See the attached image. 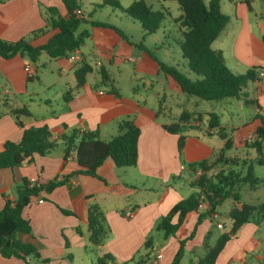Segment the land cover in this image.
Segmentation results:
<instances>
[{
  "label": "crops",
  "instance_id": "1",
  "mask_svg": "<svg viewBox=\"0 0 264 264\" xmlns=\"http://www.w3.org/2000/svg\"><path fill=\"white\" fill-rule=\"evenodd\" d=\"M85 1L94 4L96 8L102 6L101 3L98 4L101 0ZM48 7L55 8L61 16L66 15L61 0H0V39L17 41L27 37L32 31L43 28L45 18L49 17ZM96 8H93L92 12ZM243 9V6H240L238 14L237 9H234L232 28L229 26L230 17L227 15L229 21L221 34L231 36L229 61L225 62L232 72L244 73L251 67L263 70V76L249 83L244 90L247 99L255 100L259 105V108L255 107L256 114L250 123L254 130L247 133V138L254 135L260 125L256 115L264 113V43L261 40L264 25L260 24L258 34L254 33L252 24L248 22V12ZM249 10H252V6ZM80 12L88 21L81 24L78 31L87 30L88 35L75 52L78 57L76 61H70L68 57L49 59L45 53L39 56L36 64L20 55L0 60V78L4 85L0 97V151L5 141L18 142L23 128L31 126L46 125L51 138L55 141H58L65 127L68 130L96 131L101 140L107 141L116 135L119 121L133 118L140 129L136 165L116 167L110 159H106L97 169L98 176L103 179L100 180L76 174L75 159L72 156L65 158L63 149L59 146L47 155H35L30 164L24 162L13 168L0 169V209L5 201L16 199L18 188L24 179L44 185L56 177L68 176L64 184L55 187L51 192L41 191L38 196L30 199L22 211V217L28 220L31 233L18 234L19 240L36 246L40 258L49 259L54 264H97V256L103 254L114 256L113 264L126 263L131 258L141 257L142 254H144L142 264H150L156 254H161L156 264H169L172 257L170 261L162 263L164 259L162 252L155 254L146 252L150 248L154 249L159 242L153 240L159 233L155 224L176 202L196 190L193 188L190 192L185 188L194 176L185 165L215 159L224 142L215 134V130L207 132L208 113L196 109H180L175 116L170 107L167 108L166 103L170 94L176 95V89L179 88L175 81L170 84L171 78L163 73L161 81L169 85L172 93L170 89L163 87L162 94L157 90L154 95H149L140 93L138 88L131 85L130 93L123 94L114 75V70L117 71L114 69L117 62L132 64L133 70H128V73L133 80L141 79L144 89L153 87L151 83L153 77H160L158 64L144 51L135 47L140 42L126 35L120 28L105 21L93 20L89 15H84L81 9ZM91 20L106 23L111 27L91 25L89 23ZM113 27L118 28L123 35ZM54 33V30H47L32 40L33 45L45 43ZM142 44L150 50L148 46ZM215 49L220 50L223 55V47ZM153 55L155 56L154 53ZM103 58L107 59V68L103 64ZM82 60L92 66V72L95 74L92 79H88L89 73L85 84L77 87L73 71L76 64ZM25 65L31 67V76H28ZM39 65L51 71L56 69V78L51 83L41 78H38L37 83L32 82ZM101 68L117 88L119 96L109 91L108 83L101 82ZM63 76H66V81ZM4 100L7 102L6 106L2 105ZM237 101L243 103L241 100ZM21 106H26L30 115L19 116L20 127L9 109ZM183 111L194 115L181 123L183 126L181 135L184 136L185 143L183 151L179 153L178 135L167 132L163 125L175 121ZM198 113L202 114L201 119L196 118ZM246 138L239 142L232 139V146L225 152V158L236 157L240 163L246 162V165L255 161L254 150L251 154L247 151L243 153L240 149L242 146L246 147L244 143ZM227 168L223 165L220 169ZM173 177L182 180L177 182ZM39 199H43V202L38 203ZM225 201L220 207L225 205L222 213L227 216L232 201L224 204ZM89 204H97L103 210L110 229L105 243L96 249L92 248L86 239V209ZM209 208L210 206L204 203L199 211L205 212ZM129 211L132 212L131 217L125 215ZM218 215L215 210L212 218L215 219ZM196 219V213L187 214L175 235L163 239L164 243L171 244L173 255L178 240L190 234ZM207 220V218L202 220L196 227L194 235L185 243V249L191 253L187 264H195L196 259L203 256L205 252L203 242L207 232H210L208 244L212 245L220 232L229 229L230 220L228 225L225 221L218 222L223 224V228L216 226L220 230L218 233L208 229ZM263 221L264 219H256L243 224L236 235L225 244L215 264H253L247 260V254H251V257L257 256L261 242L256 238V233ZM146 241L148 243L145 248ZM197 246H202L201 255L196 252ZM27 262L41 264L33 259H27ZM0 264L26 263L17 258H4L0 255ZM179 264H183L182 259Z\"/></svg>",
  "mask_w": 264,
  "mask_h": 264
},
{
  "label": "trees",
  "instance_id": "2",
  "mask_svg": "<svg viewBox=\"0 0 264 264\" xmlns=\"http://www.w3.org/2000/svg\"><path fill=\"white\" fill-rule=\"evenodd\" d=\"M61 1L66 10L65 16H61L55 8L48 7L49 17L45 18L43 28L34 30L27 37L17 41L0 39V60L20 55L36 64L42 53H45L49 59H61L67 58L69 54L79 50L88 32L87 30L78 31V29L81 24L88 20L81 14L78 0ZM175 1H177L181 11L174 18V22L179 25L182 37L178 46L187 69L193 72L196 78L190 79L177 66L158 60L152 51L145 48L141 42L135 47L155 60L159 71L175 81L180 91L188 96L209 101L234 98L241 100L244 104H253L259 108L255 100L247 99L244 90L249 83L259 80L257 70H262V68L251 67L244 73H234L226 65L222 52L212 47V43L229 21V17L221 10L222 0ZM249 2L250 0H244L248 6ZM101 4L119 9L127 14L139 24L144 35L155 33L169 16L167 9L153 10L144 0H134L125 9L120 6L117 0H101ZM77 11L80 13L78 14ZM89 23L111 27L106 23L93 20ZM114 29L123 35L118 28ZM47 30H54L55 33L45 43L33 45L32 40ZM261 40L264 43V35ZM92 71V66L84 60L76 64L73 73L77 87L85 84L87 75ZM100 74L101 82L108 83L109 91L119 96L117 88L103 68L100 69ZM2 105H7L6 100L3 101ZM9 112L20 127L19 116L30 115L26 106L11 108ZM193 115L183 111L175 121L163 125L167 132L178 135L177 149L179 153H181L184 143V136L181 135L183 128L181 123L189 120ZM207 116V132L210 133V131L215 130V134L224 142L223 147L213 160H200L185 165V168L194 174L190 179L189 186L196 190L176 202L155 224V228L162 232L164 239H167L175 235L187 214H197L195 225L190 234L186 238L178 240L177 249L169 264L180 263L185 243L194 235L196 227L205 218L213 219L212 215L216 208L227 199L232 201V206L227 212V217L230 220L229 229L220 232L212 245L208 244L210 232H207L203 242L205 252L202 257L196 259L195 264H215L225 244L236 235L243 224L249 222L254 214L258 215L257 219H264V202L258 205L243 202L240 200L237 191L242 183L254 186L261 181L254 175L253 164L264 165L262 153L264 149V118L256 115L260 120V125L255 130L254 140L252 142L244 141L246 147L252 148L256 154L255 161L246 165V162L240 163L236 158H225V152L232 146V138L227 136L225 128L220 125L219 118L214 112L208 113ZM201 117L202 114H196L197 119H201ZM64 129L58 141H55L51 138V133L46 125L23 128L18 142L5 141L3 143L0 151V169L13 168L24 162L30 164L35 155H47L59 146L62 147L65 158L72 156L75 159L77 163L76 174H83L100 180L103 179L98 176L97 169L106 159H110L116 167H133L136 165L140 129L133 118L119 121L116 135L107 141L101 140L96 131L68 130L66 127ZM223 165L228 168L220 169ZM244 165L246 167L242 169ZM197 171L199 173H196ZM67 178L68 176L56 177L44 185L31 183L24 179L18 188L16 199L5 201L0 209V255L2 257L17 258L26 264H30L27 259L36 260L41 264H54L49 259L40 258L36 246L22 242L17 235L31 233L28 220L22 217V211L29 204L30 199L38 196L41 191L51 192L55 187L64 184ZM204 203H207L210 208L205 212H200L199 209ZM62 211L69 213L65 210ZM86 218V239L88 244L96 249L105 243L110 229L103 210L97 204L87 206ZM217 224L223 228L222 223ZM77 231L81 234L79 228ZM147 243L148 241L144 243L145 248ZM142 259L143 257H138L134 261V258H131L134 264H142ZM96 262L97 264H113L115 258L111 254H103L97 256Z\"/></svg>",
  "mask_w": 264,
  "mask_h": 264
},
{
  "label": "rangeland",
  "instance_id": "3",
  "mask_svg": "<svg viewBox=\"0 0 264 264\" xmlns=\"http://www.w3.org/2000/svg\"><path fill=\"white\" fill-rule=\"evenodd\" d=\"M120 6L125 9L127 8L134 0H117ZM147 5H149L153 10H163L167 9L169 12V16L162 22L161 27L152 34H147L143 37V32L139 26V24L130 18L127 14L121 12L119 9H115L109 6L102 5L100 8H96L94 4H88L85 0L79 1L78 4L82 13L84 15H89L93 20H100L108 22L118 28H120L126 35L132 37L138 42L144 43L148 48L155 54V56L164 61L167 64L177 66L187 77L190 79H195L196 75L189 71L186 66L185 60L181 56V52L178 46V43L181 41V33L179 31V25L174 22V18L181 13L178 3L175 0H144ZM99 2L98 4H100ZM243 6V10L248 12V22L252 24V30L254 33L258 34L259 29L258 26L260 24L264 25V0H250L249 6L244 3V0H222L221 1V10L226 15L230 17V28L234 27V9H237V14L239 12V7ZM252 6V10H249ZM93 8H96L94 12H92ZM250 11V12H249ZM230 32V31H229ZM142 35V36H141ZM224 35L223 33L219 35V37L214 41L212 47L224 49V58L229 61V52L231 48V36ZM143 38V40H142ZM229 38V39H228ZM145 39V40H144ZM66 63V62H65ZM103 64L107 68L108 63L107 59L103 58ZM117 69V72L114 70V75L116 77V81L118 82L119 87L122 90V93L127 95L131 91V85L138 88V91L141 93L153 94L158 90L160 94L163 93L165 89H170V93H172L171 88L167 83H163L162 78L163 74L160 73V77H153L152 88H143V83L141 79L133 80L131 79V75L128 73V70H133V65L130 63L117 62L114 66ZM56 69L42 68L41 65L38 66V72L32 82L37 83L38 78L43 79L47 83H51L56 78ZM95 73L92 72L88 75V79H92ZM63 79L66 81V76H63ZM170 80V84L173 82ZM109 85V84H108ZM107 85V87H109ZM177 86V85H176ZM4 85L3 81L0 78V97H2ZM178 88V87H177ZM249 94H251V90H249ZM167 108L170 107V111L176 116L178 115L180 109H196L199 111H203L204 113L214 112L218 118L219 123L222 127L225 128L227 132V136L232 138L235 142H239L246 138L247 133L252 132L254 129L251 126V122L253 120L254 115L256 114V108L253 104H244L238 103L234 98L224 99L221 101H209L203 100L198 97L188 96L179 89H176V95L170 94L169 101L166 103ZM1 108V107H0ZM260 117L264 118V113L261 112ZM247 122V123H246ZM246 123V124H245ZM255 133V132H254ZM232 140V141H233ZM185 143V141H183ZM184 146H182L181 152L183 151ZM243 153L250 152L252 154L253 149L250 147L242 146L240 148ZM264 156V149L262 151ZM242 154V153H241ZM236 158V157H235ZM253 171L255 177L261 180L257 185L250 186L248 183H242L239 185L237 191L240 195V200L243 202H248L251 204H261L264 202V165H259L257 163L253 164ZM176 181L178 178L175 179ZM182 180V179H181ZM178 180V181H181ZM177 181V182H178ZM185 188H188L190 192H192L193 188L186 185ZM231 200L227 199L224 204L230 203ZM223 206H219L216 208L217 213L219 214L217 218L210 219L206 221V225H208L209 230H213L218 233L220 230L216 228V224L218 222L225 221V224H229V218L222 213ZM258 218L257 214H254L251 217V220H256ZM256 238L259 240V251L257 252V256L251 257V254H247V260L252 262L253 264H264V221L260 224L259 229L256 233ZM163 234L159 231L158 235L156 234L153 238L154 242L158 240L157 246L152 249L150 248L146 252L149 254H155L157 252H162L164 254V259L162 263L170 261L172 254V248L170 243L163 242ZM196 252L201 255L202 246H197ZM142 253L144 250H141ZM191 253L184 249L182 261L183 264H187L190 258ZM260 255L262 257H260ZM144 257V254L141 255ZM258 257V259H256ZM138 259V256L134 258V261ZM133 260H129L123 264H134Z\"/></svg>",
  "mask_w": 264,
  "mask_h": 264
},
{
  "label": "built area",
  "instance_id": "4",
  "mask_svg": "<svg viewBox=\"0 0 264 264\" xmlns=\"http://www.w3.org/2000/svg\"><path fill=\"white\" fill-rule=\"evenodd\" d=\"M77 13L79 14L80 12L77 11ZM68 58L70 61H76L78 59V57L75 55V53H71L68 55ZM25 69L27 71V74L28 76H31L32 75V70H31V67L29 65H25ZM257 74H258V77H261L263 76V70L261 69H258L257 70ZM247 142H252L254 140V135H249L247 136L246 138ZM38 203H41L43 202V199H39L37 200ZM127 217H131L132 216V212L129 211L125 214ZM218 228H222V226L220 224H217L216 225ZM161 258V254H156L154 259L151 261L150 264H156L157 260Z\"/></svg>",
  "mask_w": 264,
  "mask_h": 264
}]
</instances>
